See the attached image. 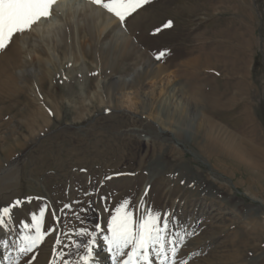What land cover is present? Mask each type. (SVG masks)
Instances as JSON below:
<instances>
[{"label": "rangeland", "instance_id": "rangeland-1", "mask_svg": "<svg viewBox=\"0 0 264 264\" xmlns=\"http://www.w3.org/2000/svg\"><path fill=\"white\" fill-rule=\"evenodd\" d=\"M96 8L97 21L107 15L112 24L77 63L67 26L55 37L67 59L49 73L18 40L10 72L0 58V207L24 201L0 230L9 240L1 253L21 256L14 242L45 205L72 203L79 219L62 217L67 232L106 228L105 209L127 199L174 218L167 238L179 234L175 264H264V0H150L122 24L121 39L117 19ZM208 54L219 61L196 63ZM52 224L46 212L43 228ZM56 235L36 258L60 264ZM104 235L97 264L112 258Z\"/></svg>", "mask_w": 264, "mask_h": 264}, {"label": "snow or ice", "instance_id": "snow-or-ice-1", "mask_svg": "<svg viewBox=\"0 0 264 264\" xmlns=\"http://www.w3.org/2000/svg\"><path fill=\"white\" fill-rule=\"evenodd\" d=\"M90 2L111 14L117 19L118 24L122 25L128 17L148 4L150 0H90ZM56 3L57 0H0V51L5 50L17 34L22 35L30 31L32 26L41 19L50 18ZM171 25L172 21H168L162 27L168 28ZM160 30L158 28L155 31ZM165 54V51H160L157 58ZM110 178L105 177L106 180ZM23 202L17 198L10 204L0 207V230L9 228L12 222V210L21 206ZM73 203H79V201ZM105 211L110 214L106 228L98 222L94 230L68 228L67 232H61L59 226L62 223V217L71 212L73 217L79 219V213L72 211V203L64 204L60 209H52L45 205L38 213L31 214L30 220L23 224L26 234L20 235L14 242L16 251L21 256L14 259L4 255L2 260L7 261L8 264H20V260L24 259L26 264H32L36 259L35 250L48 235L55 232L57 235L53 246L54 255L61 258L69 257L63 259V264H95L96 240L86 238L89 236L95 238L98 233L107 232L103 238L113 264H175L174 258L179 248L171 245L175 243L176 236L179 234L177 233L172 239L167 238L175 222L171 215L145 209L143 204L140 208H132L127 199L123 200L114 212L111 209H105ZM46 212L51 214L53 224L44 229ZM61 236H66L68 242L65 243ZM179 238L183 240V237ZM57 245L62 246L59 251L56 249ZM8 247L9 240L0 239V248ZM65 249L68 251L66 252ZM79 250H82L84 254L81 255ZM73 255L77 256L78 260L73 261L71 259ZM49 264H55L54 260L50 259Z\"/></svg>", "mask_w": 264, "mask_h": 264}, {"label": "bare ground", "instance_id": "bare-ground-1", "mask_svg": "<svg viewBox=\"0 0 264 264\" xmlns=\"http://www.w3.org/2000/svg\"><path fill=\"white\" fill-rule=\"evenodd\" d=\"M84 1H86V0H84ZM94 6L91 5V2L85 3V2H82V0L81 1L80 0H57V3L53 6L52 15L50 18L41 19L39 22H37L36 24H34L32 26L30 31H27L22 35L17 34L13 38V41L11 42V44L5 50L0 51V58H3V60L5 62L4 63L5 64L4 70L6 72H10L9 69H11V68L13 69L17 65V60L16 59L14 60V56L18 52V50L20 51V49L27 52V55H25L26 57L31 58L33 60H36V62L38 64H43V66H44L43 68H44L46 73L47 72L49 73V72H51V70L54 69V65H55L56 60L61 65L62 61L65 60V58L67 59V57H65L64 52H62L63 57H61L62 55L60 54V52L56 51L55 48H56V46H61L65 50V48L67 46L65 44L56 45V42H55L56 39H60V38H55V37H58V35H59L58 33L62 32V28H65L66 26L69 29V37L75 43V46H73V45H71V46L76 47V49H79V54L78 53L75 54V52L70 53L73 57L74 63H77L80 60V58H82L79 56L80 54L82 56L81 50H83L85 48V46H89L88 48L90 50L91 45L94 41V37H95V40L97 39L99 41V39H101V37H103V35L106 33L107 28L112 24V20L110 18H108L107 15L104 16L105 17L104 21L102 20V22H98L97 21L98 17H96V16H97V14H99L101 12H100V9H98V8H96V6L95 7ZM138 12H139V10H138ZM135 14H136V12H135ZM80 15L84 16V19H85V20L82 19L81 23L76 21L78 19L77 17ZM88 17L90 19H92V24H93L92 30L94 33L92 31H90V29H89L88 25H90L89 23L91 21ZM100 19H102V18H100ZM116 23H117V29H116L115 37L118 39L120 37L125 36L124 34L126 33V31H125L123 25L118 24V21H116ZM35 35H37L36 39H38V43L33 41L32 45H30L29 37L32 36L34 38ZM17 40L21 44L20 46H18V50H17V45H16ZM40 46L43 47V51L45 52L44 53L45 55H41V52L38 51L37 48ZM101 47H102V45H101ZM40 49H42V48H40ZM187 51L188 50L182 51L181 53L179 52V56L185 55L187 53ZM95 58H96V55H95ZM69 59H71V58H69ZM211 59H214L215 61H219V59L216 58L215 56L208 54L205 56V58H203L202 62L200 60H198L199 62H196V63L205 64L208 61H210ZM166 63H167V65H172L173 63L175 64L174 57H172L170 60L168 59L166 61ZM192 63L194 64L195 62H192ZM188 64L189 63H187L186 65H188ZM0 71H2V69H0ZM18 71L21 72L20 70H18ZM129 80H130V78H124L123 79L124 82H127ZM97 238H98V235L95 238H93L96 240V246L94 248L95 264H97V261L99 262V260H103L105 257V253H102L100 251H98V253L95 254V251L100 246L99 240ZM2 257H3V254L1 253V248H0V263L3 262ZM48 257H50V256H47L46 254L38 255L34 264H41L44 262L46 263L49 261ZM63 259H66V258L63 257V258L59 259L60 264H63ZM76 260L77 259H74V261H76ZM57 261H58V259H57ZM101 264H113V260L111 258L110 260L104 261Z\"/></svg>", "mask_w": 264, "mask_h": 264}]
</instances>
